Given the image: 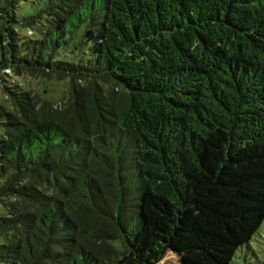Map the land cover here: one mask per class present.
<instances>
[{
    "label": "trees",
    "instance_id": "obj_1",
    "mask_svg": "<svg viewBox=\"0 0 264 264\" xmlns=\"http://www.w3.org/2000/svg\"><path fill=\"white\" fill-rule=\"evenodd\" d=\"M0 20V264H232L264 223V0H3Z\"/></svg>",
    "mask_w": 264,
    "mask_h": 264
},
{
    "label": "rangeland",
    "instance_id": "obj_2",
    "mask_svg": "<svg viewBox=\"0 0 264 264\" xmlns=\"http://www.w3.org/2000/svg\"><path fill=\"white\" fill-rule=\"evenodd\" d=\"M3 5V0H0V6ZM2 29V22L0 20V30ZM25 35L26 32H21ZM2 59V50L0 46V61ZM4 80L7 85L12 87L18 86L20 89L35 92L60 101L64 96L67 83L65 81H50L38 80L23 74H15L12 70L4 71ZM5 83V84H6ZM47 92V93H45ZM5 98L3 92L0 90V98ZM159 264H211L202 254H184L179 255L174 252H169ZM232 264H264V223L262 224L258 233L253 237L248 246L241 248Z\"/></svg>",
    "mask_w": 264,
    "mask_h": 264
}]
</instances>
